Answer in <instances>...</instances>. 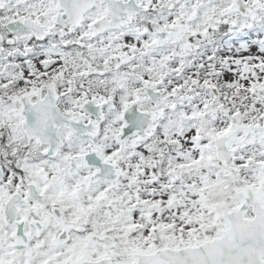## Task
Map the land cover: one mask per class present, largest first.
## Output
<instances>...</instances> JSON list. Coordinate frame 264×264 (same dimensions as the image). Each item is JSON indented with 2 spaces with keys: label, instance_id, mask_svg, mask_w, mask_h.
<instances>
[{
  "label": "snow or ice",
  "instance_id": "6c2138e0",
  "mask_svg": "<svg viewBox=\"0 0 264 264\" xmlns=\"http://www.w3.org/2000/svg\"><path fill=\"white\" fill-rule=\"evenodd\" d=\"M0 264H264V0H0Z\"/></svg>",
  "mask_w": 264,
  "mask_h": 264
}]
</instances>
